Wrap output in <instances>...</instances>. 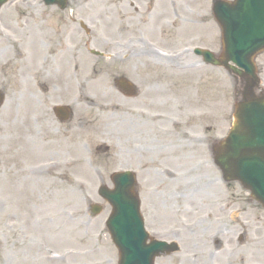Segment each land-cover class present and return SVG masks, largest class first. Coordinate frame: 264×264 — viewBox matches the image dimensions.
Returning <instances> with one entry per match:
<instances>
[{"label":"rangeland","instance_id":"obj_1","mask_svg":"<svg viewBox=\"0 0 264 264\" xmlns=\"http://www.w3.org/2000/svg\"><path fill=\"white\" fill-rule=\"evenodd\" d=\"M75 11L93 24L88 48L101 51L104 32H116L111 37L123 46L116 52L134 57L95 60L75 43L60 53L66 18H55L59 10L42 0H11L0 9V90L6 95L0 106V264L112 263L116 248L105 227L110 207L97 187L111 185V172L134 164H141L138 191L147 227L168 224L177 235L180 251L167 260L223 264L213 255L210 238L217 235L230 264H264V208L239 183L224 181L211 152L215 138L228 134L243 89L224 68L192 52L196 46L221 49L212 0H72L67 13ZM36 27L38 35L31 33ZM24 33L32 36L30 45ZM21 43L25 62L14 50ZM256 62L264 89V52ZM121 75L137 85V97H123L115 81ZM144 101L151 122L131 126L130 112ZM54 103L72 107L70 122L62 126L46 115L45 106ZM122 119L129 142L120 156ZM142 130L154 133L157 148L146 151L150 144L134 139ZM49 160L62 161L56 172L47 169ZM91 201L105 205L96 218L88 213ZM66 248L87 253L65 262L49 256Z\"/></svg>","mask_w":264,"mask_h":264},{"label":"water","instance_id":"obj_2","mask_svg":"<svg viewBox=\"0 0 264 264\" xmlns=\"http://www.w3.org/2000/svg\"><path fill=\"white\" fill-rule=\"evenodd\" d=\"M214 12L223 30L224 53L218 60L209 51L199 53L206 61L230 68L248 81L247 100L236 107V121L220 144L217 163L227 180H239L264 204V96H255L253 90L259 83L254 58L264 50V0H216ZM115 183L114 191L103 194L114 207L108 226L121 250L120 264H152L153 248L146 244L148 235L139 203L130 200L135 179L119 174Z\"/></svg>","mask_w":264,"mask_h":264},{"label":"flooded vegetation","instance_id":"obj_3","mask_svg":"<svg viewBox=\"0 0 264 264\" xmlns=\"http://www.w3.org/2000/svg\"><path fill=\"white\" fill-rule=\"evenodd\" d=\"M71 7V0L68 2V6H67V9H66V11L64 10H60L59 9V7L58 6H53V8H55V9H58L59 10V12H57V14L56 15H59V14H61V13H63L64 15H62V16H56L55 15V18H59V19H64V18H66V13H67V11L69 10V8ZM73 13V12H72ZM75 15L76 14H79V12H76L75 11V13H74ZM53 15V14H52ZM68 18L69 19H67L66 18V22H62L61 24L64 26V28L63 29H65V36H64V40H66V41H73V35L74 34H77V30H80L79 28H78V26H77V18L78 17H76V16H74V17H69L68 16ZM80 24H81V22H80ZM81 29H82V27H81ZM70 36V37H69ZM144 66H150V65H146V64H144ZM151 67H152V65H151ZM147 72H152V71H147ZM147 87V86H146ZM145 93H149V92H145ZM154 93V92H153ZM150 100V99H149ZM147 107V106H150L149 105V102L147 103L146 101H144V103L143 104H141V105H137L136 107L137 108H142V107ZM45 110H46V115L48 114L49 116H50V118H52L53 119V121L56 123V120H59L58 118H57V116L55 115V113H54V111H53V109L51 108V107H49L48 105H46L45 106V108H44ZM47 111H48V113H47ZM59 122V121H58ZM148 122H151L150 121V118L147 120L146 118H144L143 117V115L142 114H138L137 115V117H132V118H130V124H131V126H136V127H139V126H141L142 127V125L144 124H147ZM120 127H121V138H124V136H125V128L124 127H126V119H122L121 120V122H120ZM134 139H138V140H140V139H144L148 144H150V146H148V147H146L147 148V150L148 151H152V148L154 147V133H151V134H147V133H144V131L142 130V131H139V132H137V134H135L134 135ZM158 232L159 233H161V232H163V230H158ZM167 258H169V256H162V257H159L158 259H157V262H156V264H175L174 262H173V259H169V260H167Z\"/></svg>","mask_w":264,"mask_h":264},{"label":"bare ground","instance_id":"obj_4","mask_svg":"<svg viewBox=\"0 0 264 264\" xmlns=\"http://www.w3.org/2000/svg\"><path fill=\"white\" fill-rule=\"evenodd\" d=\"M31 24V23H30ZM36 24V26H38L39 27V25H38V23L36 22L35 23ZM2 28H1V26H0V30H1ZM38 32H40L39 30H38V28L36 27L35 29H32V31H31V33H33V34H35V35H38ZM24 35H25V40H26V44L28 45H30L31 43H32V36H28V35H26L25 33H24ZM5 38H7V40H6V42L7 41H9L11 38H9V37H7V36H5ZM16 41H18V40H16ZM23 44L21 43V44H19V48H16V49H14L15 51H16V57H19V58H21L24 62L25 61H27V55L26 54H24V52H23ZM45 51V50H44ZM12 53V52H11ZM8 54H9V51H8ZM48 56L46 55V58L44 59V61H47L48 62ZM4 64V62H3V60H1L0 59V66H2ZM48 64V63H47ZM46 64V68L48 67V65ZM32 70V69H31ZM27 72V71H26ZM36 73H37V75L39 76H41V77H44L43 79H46V81L48 80L47 78H46V76L42 73V69L40 68V67H38L37 68V70H36ZM28 83L30 82V81H27ZM101 84V83H100ZM29 86H31V85H29ZM82 96H89V95H82ZM89 98V97H88ZM51 169L52 170H54V169H57V166L56 165H52L51 166ZM68 169H69V167H68ZM216 237V235H214L213 236V238H215ZM217 244V243H216ZM223 245V244H222ZM217 249V248H216ZM229 254V253H228ZM227 254V250H225V249H222V250H220V251H218V255H219V258H220V262L221 263H223V264H230L231 263V257H230V254L228 255Z\"/></svg>","mask_w":264,"mask_h":264}]
</instances>
